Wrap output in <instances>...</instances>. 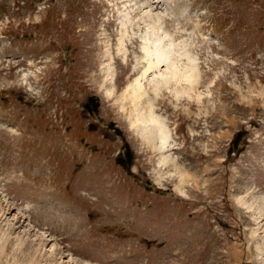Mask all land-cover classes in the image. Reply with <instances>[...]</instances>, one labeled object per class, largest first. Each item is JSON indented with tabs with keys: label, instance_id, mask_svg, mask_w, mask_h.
I'll return each mask as SVG.
<instances>
[{
	"label": "rangeland",
	"instance_id": "rangeland-1",
	"mask_svg": "<svg viewBox=\"0 0 264 264\" xmlns=\"http://www.w3.org/2000/svg\"><path fill=\"white\" fill-rule=\"evenodd\" d=\"M0 264H264V0H0Z\"/></svg>",
	"mask_w": 264,
	"mask_h": 264
},
{
	"label": "bare ground",
	"instance_id": "bare-ground-1",
	"mask_svg": "<svg viewBox=\"0 0 264 264\" xmlns=\"http://www.w3.org/2000/svg\"><path fill=\"white\" fill-rule=\"evenodd\" d=\"M144 8V7H143ZM141 10V9H140ZM142 12V11H141ZM144 12V11H143ZM151 13V12H149ZM143 14V13H142ZM146 15V14H145ZM144 15V16H145ZM150 16H148V18L151 17L152 14H149ZM157 16V15H156ZM154 17V16H153ZM158 17V16H157ZM160 17V16H159ZM158 17V18H159ZM157 18V19H158ZM147 19V18H146ZM153 19V18H152ZM156 19V18H155ZM160 19H162L160 17ZM160 19H158L160 21ZM151 21V19H149ZM154 20V19H153ZM151 23V22H150ZM157 24L158 22L156 23V21L152 22V25L151 27L149 26L148 24V28H147V32L150 33V35H155L156 36H152L154 37L153 38V42L152 41H148V44L149 46L152 45L153 48L151 47H146V48H143L144 50V53L145 55L148 57L150 56V59L147 60L146 64V68L144 70V72L142 73L143 75H148V73H151L155 71H157V73H159L160 77L163 79V82H165V85L169 82L168 80L171 79V78H176V76H181L180 80H176L177 83H179V81H182L186 83V85L188 84L190 88H192L193 86H195L194 84L196 83H193V76H194V72H195V69L191 66L189 67H186L184 68V71L182 73H180V75H177V70H179L177 68L176 70V66L174 65L175 63L174 62H171L172 59H171V55H172V46H173V43L169 42V40H167L164 36H163V33L161 34H158L157 35V31L158 30H162L160 28H157ZM164 29V28H163ZM162 32V31H161ZM146 33V32H145ZM159 33V31H158ZM148 36V35H147ZM166 36H167V33H166ZM147 38V37H146ZM168 38V37H167ZM145 44V43H144ZM161 65H163L165 67V71L163 70H160L161 68ZM184 66V65H183ZM186 69V70H185ZM194 69V71L192 70ZM190 72V73H189ZM193 73V74H192ZM196 74V73H195ZM144 76V77H145ZM145 79V78H144ZM152 79V77H151ZM156 79V78H155ZM154 79V80H155ZM153 81V80H152ZM156 81V80H155ZM195 81V80H194ZM139 83V82H138ZM137 83V84H138ZM152 83V82H150ZM153 84V83H152ZM136 85V84H135ZM149 85V84H148ZM160 85V84H159ZM164 85V86H165ZM137 86V85H136ZM150 86V85H149ZM155 86L157 87L158 86V83H155ZM139 87V86H138ZM151 87V86H150ZM155 87V88H156ZM141 88V87H140ZM140 88H135V94L134 95V100L136 102V106H137V103L144 98V94L142 95V93L140 92ZM185 87H183L184 89ZM140 92V93H139ZM146 94V93H145ZM147 102V100H146ZM142 123L143 125L145 126H149V125H152L155 129L158 130L159 132V137L161 139V143L163 141H165L166 136H165V133H164V130L163 128L161 127L159 121L151 114V111H150V108H146L145 109V113L143 114V117H142ZM160 141V140H159ZM166 142V141H165Z\"/></svg>",
	"mask_w": 264,
	"mask_h": 264
}]
</instances>
